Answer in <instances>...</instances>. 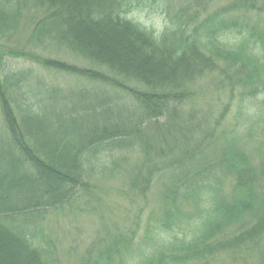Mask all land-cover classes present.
<instances>
[{
    "label": "trees",
    "instance_id": "obj_1",
    "mask_svg": "<svg viewBox=\"0 0 264 264\" xmlns=\"http://www.w3.org/2000/svg\"><path fill=\"white\" fill-rule=\"evenodd\" d=\"M172 1L158 32L130 17L144 0H0V264H61L47 224L115 152L160 202L77 264H264V0Z\"/></svg>",
    "mask_w": 264,
    "mask_h": 264
},
{
    "label": "rangeland",
    "instance_id": "obj_2",
    "mask_svg": "<svg viewBox=\"0 0 264 264\" xmlns=\"http://www.w3.org/2000/svg\"><path fill=\"white\" fill-rule=\"evenodd\" d=\"M164 1L144 0L140 8L134 10L130 17L147 28L160 32L166 24L160 13V7ZM176 1L173 0L172 3L176 5ZM228 39L231 40V38ZM15 68L36 69L30 63H20ZM36 73L38 74L37 69ZM46 77L51 78L54 75L47 74ZM59 81L62 84V81ZM202 104L200 103L201 107ZM239 111L236 109L235 112ZM246 111L248 117L246 121L242 120V126L239 124L235 127L233 138L238 137L244 140L243 144H246V149H248L260 139L262 122H260L258 106H251ZM233 121L230 117L229 121L224 123V127L229 130ZM107 154L109 153L102 155L100 161L97 160L94 165L90 162L91 175L86 181L91 185L75 195V197L79 196L77 202H74L73 195L72 204L67 206L69 208L53 215L47 224V233L55 235L61 264H77L92 238L105 235L106 228L109 233L120 232L126 219L131 217H141L140 219L144 221L151 207H157L160 202V190L157 191V186L149 189V194L135 198L133 194L128 193L123 184L125 178L131 176L130 170H136L135 166L142 161L137 152H129L127 156L120 155V152H115L110 156ZM127 169V173L124 174ZM140 223L143 222L140 221ZM160 238L161 240L167 239L163 234ZM129 263L136 264L138 259L130 257Z\"/></svg>",
    "mask_w": 264,
    "mask_h": 264
}]
</instances>
